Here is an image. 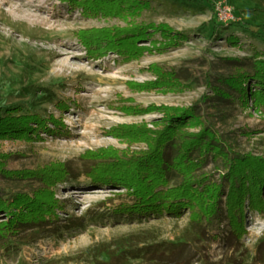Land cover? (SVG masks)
Returning <instances> with one entry per match:
<instances>
[{
    "label": "rangeland",
    "instance_id": "rangeland-1",
    "mask_svg": "<svg viewBox=\"0 0 264 264\" xmlns=\"http://www.w3.org/2000/svg\"><path fill=\"white\" fill-rule=\"evenodd\" d=\"M25 1L59 21L49 28L0 4V116L14 119L0 129V196L22 199L0 208V222L46 207L57 223L104 213L57 236L51 224L9 228L0 264H264V182L240 213L224 180L231 152L264 160V90L252 74L264 59V0H222L227 20L220 0ZM244 72L241 99L228 81ZM173 129L182 142L211 131L224 150L174 159L162 181L152 161L161 132ZM141 160L144 185L157 193L150 202L114 180ZM220 207L227 216L210 222ZM159 241L176 243V261L127 252Z\"/></svg>",
    "mask_w": 264,
    "mask_h": 264
},
{
    "label": "trees",
    "instance_id": "trees-1",
    "mask_svg": "<svg viewBox=\"0 0 264 264\" xmlns=\"http://www.w3.org/2000/svg\"><path fill=\"white\" fill-rule=\"evenodd\" d=\"M253 75L256 78L257 85L260 86V88H263L261 90H264V59H259L254 63L253 67ZM246 72V71H245ZM245 72L239 75H232L230 77L229 84L234 85V90L237 92L238 97L241 99L244 98V96L247 94V91L245 90V87L243 86V80H247V77H245ZM225 93L231 94L229 91H225ZM248 94L254 96V100L258 102L260 100V94L262 92H258V95H255V92H249ZM227 97V95H226ZM9 111H7L8 113ZM192 117L200 118L201 114L199 110H193L191 113ZM7 117V118H6ZM5 118L0 116V129H4L8 127V125H12L14 119L9 118L11 117L10 114L6 116ZM176 126V125H175ZM174 126V127H175ZM173 127V128H174ZM176 131L173 129L169 131L168 133L166 131L161 132L159 145L156 147V155L157 158L152 161L154 162L153 165L158 166L159 162L161 163V171H159V176H161L162 181L169 179L172 175L175 174L177 168L173 166V160H179L181 159L184 163L191 161H195L196 156L199 155V151L206 156L209 154V152L220 154L222 150H224V147L219 142L215 141L213 139L214 135L211 131H209L208 134L203 135V133L198 134H191L188 137V140L186 142H182L179 140L176 136ZM191 144V146H190ZM193 150V153L191 154ZM152 153V152H151ZM200 158V157H199ZM230 161L233 159V169L232 172L225 175V182H228L229 184V191H228V202L230 199H234L235 197H239V200L235 201L233 204L234 210H238V212H242V208L244 206V199L245 195L248 194V198L253 201L256 199V195L258 193V188L260 187V184L264 182V160L262 156L260 155H253L250 156L245 155L244 153H239L233 151V154L231 152V156H229ZM244 162H246L247 166H249V169L252 168L250 171L247 172L246 167H244ZM148 162H145L143 160L137 161L136 163V170H134L132 173H127L125 171L117 172L116 177L114 180L122 181L123 183H126L130 186H133V194L130 196V199L134 198L136 199V202L139 201H147L150 202L153 199L157 198V193L154 189L151 190L149 187L144 185V179L145 173L144 168H146ZM237 163V165H236ZM138 164V165H137ZM242 164V165H241ZM236 166V167H235ZM250 172V173H249ZM250 174V175H248ZM155 177V176H154ZM70 178V177H69ZM68 179V178H67ZM251 181V182H250ZM254 184L252 187L249 186L250 184ZM164 183V182H163ZM256 184V185H255ZM258 185V186H257ZM226 186H222L221 191H225ZM145 193V194H144ZM130 194V193H128ZM14 200H13V199ZM12 198H4L2 195L0 196V208H7L11 207V205L19 206L22 199L17 196ZM13 200V201H12ZM20 201V202H19ZM222 203V199L218 195L217 200H214V205H220ZM149 204V203H148ZM207 202H204L203 204V210L206 209ZM212 204V205H213ZM232 203H228L227 207H229ZM47 204V206H50ZM31 206V205H29ZM46 206V205H45ZM54 206V205H53ZM41 209V208H40ZM38 208L35 209L32 213H37ZM42 210H49L50 215L47 216V213L43 212ZM39 214L33 215L32 217L26 218V217H16L14 220L9 221H2L0 222V242L2 241V244L7 239V235L11 234L7 229L9 228H17L16 230H27L29 228L35 227V228H43L47 224L52 225L53 233H48V235L57 236L60 234L61 230L66 229L70 230L72 228H75V230H81L86 227L87 222H95L97 221L101 216H103V212L96 211L91 212L86 219L83 216H78L77 218H71L68 217L67 219L69 221L65 223H57V218L51 217L53 213H51L50 209L43 208ZM138 211H133V213H137ZM237 212V213H238ZM20 215V214H17ZM227 216V213L222 209V207L219 208L215 212V214L211 215L212 219L210 222H214L216 220L217 222L221 223L222 218L224 216ZM135 216V215H134ZM230 216V215H229ZM133 217V215H131ZM85 220V221H84ZM9 224V226H8ZM2 225V226H1ZM14 234V233H13ZM6 237V238H5ZM163 244V245H162ZM154 248H149V246L146 247H135V248H128L129 250L127 252H130V255L135 256H144L147 254V252H153V255H157L158 257H166L169 258L170 261H176L177 260V253L174 251V248L176 250V243H166L164 241H159L154 244ZM162 245L163 247H160ZM159 246V247H158ZM133 251V252H132ZM167 251V255H163Z\"/></svg>",
    "mask_w": 264,
    "mask_h": 264
},
{
    "label": "bare ground",
    "instance_id": "bare-ground-1",
    "mask_svg": "<svg viewBox=\"0 0 264 264\" xmlns=\"http://www.w3.org/2000/svg\"><path fill=\"white\" fill-rule=\"evenodd\" d=\"M7 3L9 5L8 9L10 12L17 14L23 18L28 19L31 22L39 24H48L49 28H55L58 19H52L44 15V7L39 3L34 1H25V0H0V4ZM1 20V17H0ZM54 53H59V50L50 48ZM70 59L68 57L61 58L62 66L68 67Z\"/></svg>",
    "mask_w": 264,
    "mask_h": 264
},
{
    "label": "built area",
    "instance_id": "built-area-1",
    "mask_svg": "<svg viewBox=\"0 0 264 264\" xmlns=\"http://www.w3.org/2000/svg\"><path fill=\"white\" fill-rule=\"evenodd\" d=\"M217 9H218L219 19L227 20L232 17L231 8L226 4H224L222 0L218 2Z\"/></svg>",
    "mask_w": 264,
    "mask_h": 264
}]
</instances>
